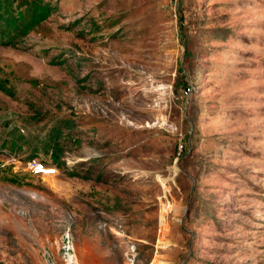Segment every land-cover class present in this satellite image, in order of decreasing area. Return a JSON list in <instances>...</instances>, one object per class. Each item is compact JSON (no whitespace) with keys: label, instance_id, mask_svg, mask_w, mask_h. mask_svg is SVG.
<instances>
[{"label":"rangeland","instance_id":"1","mask_svg":"<svg viewBox=\"0 0 264 264\" xmlns=\"http://www.w3.org/2000/svg\"><path fill=\"white\" fill-rule=\"evenodd\" d=\"M41 3L0 44V264H264V0Z\"/></svg>","mask_w":264,"mask_h":264},{"label":"trees","instance_id":"2","mask_svg":"<svg viewBox=\"0 0 264 264\" xmlns=\"http://www.w3.org/2000/svg\"><path fill=\"white\" fill-rule=\"evenodd\" d=\"M28 9L30 18H26L22 8L16 9L12 0H0V44L17 46L19 38L49 12V6L40 4V0L32 3ZM57 165H61V162L57 161Z\"/></svg>","mask_w":264,"mask_h":264},{"label":"built area","instance_id":"3","mask_svg":"<svg viewBox=\"0 0 264 264\" xmlns=\"http://www.w3.org/2000/svg\"><path fill=\"white\" fill-rule=\"evenodd\" d=\"M11 158H13L11 156ZM36 172L44 174H52L56 172L57 167L49 166L48 164L42 163L36 158H32L28 163ZM61 248H62V262L60 264H78L77 256L75 252V244L70 232L65 231L61 235ZM126 264H135L136 247L134 243H129L124 252Z\"/></svg>","mask_w":264,"mask_h":264}]
</instances>
